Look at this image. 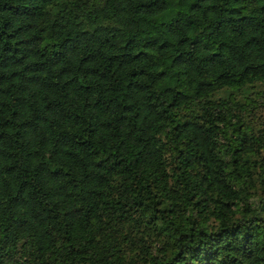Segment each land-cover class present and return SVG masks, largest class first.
I'll return each mask as SVG.
<instances>
[{"label":"trees","instance_id":"16d2710c","mask_svg":"<svg viewBox=\"0 0 264 264\" xmlns=\"http://www.w3.org/2000/svg\"><path fill=\"white\" fill-rule=\"evenodd\" d=\"M0 264H264V0H0Z\"/></svg>","mask_w":264,"mask_h":264}]
</instances>
